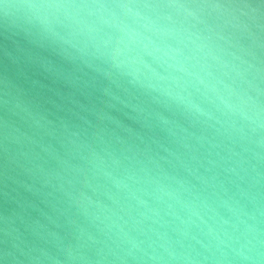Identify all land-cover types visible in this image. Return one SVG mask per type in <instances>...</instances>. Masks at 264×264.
<instances>
[{
  "label": "water",
  "instance_id": "95a60500",
  "mask_svg": "<svg viewBox=\"0 0 264 264\" xmlns=\"http://www.w3.org/2000/svg\"><path fill=\"white\" fill-rule=\"evenodd\" d=\"M0 264H264V0H0Z\"/></svg>",
  "mask_w": 264,
  "mask_h": 264
},
{
  "label": "clouds",
  "instance_id": "9594fccd",
  "mask_svg": "<svg viewBox=\"0 0 264 264\" xmlns=\"http://www.w3.org/2000/svg\"><path fill=\"white\" fill-rule=\"evenodd\" d=\"M47 7V6H45ZM65 7H76V8H109V7H118L121 9H127L129 7H131L130 5H125V4H120V5H67ZM126 29V34L128 35V37L133 41V43L138 42V39L140 37V34L133 29L131 26L129 25H125L124 26Z\"/></svg>",
  "mask_w": 264,
  "mask_h": 264
}]
</instances>
